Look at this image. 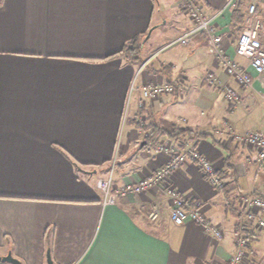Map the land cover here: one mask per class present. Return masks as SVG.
<instances>
[{"label": "crops", "instance_id": "crops-1", "mask_svg": "<svg viewBox=\"0 0 264 264\" xmlns=\"http://www.w3.org/2000/svg\"><path fill=\"white\" fill-rule=\"evenodd\" d=\"M227 2L199 0L207 14L218 13L230 57L248 65L235 44L256 17L264 44V0H249L241 19L234 15L236 1ZM191 25L180 0H0V264H13L1 258L9 252L24 264H47L48 251L54 264L228 260L239 230L237 198L264 190L256 151L235 138L264 130V75L250 67L253 86L241 87L201 37L190 45L172 43ZM134 39L141 60L123 51ZM210 71L240 91L238 103H228L221 83H210ZM133 82L175 83L185 94L143 100L139 92L130 95ZM184 128L209 136L180 146L169 132ZM145 137L151 144L142 148ZM164 143L195 147L217 171L229 173L221 180L233 183L234 202L196 162L171 172L179 193L199 200L223 229L219 241L193 221L176 224L157 189L103 204L97 180L108 176L117 152L127 158L113 176L114 188H122L164 165L158 149ZM155 205L160 216L151 220ZM249 234L250 264H264V230Z\"/></svg>", "mask_w": 264, "mask_h": 264}, {"label": "built area", "instance_id": "built-area-1", "mask_svg": "<svg viewBox=\"0 0 264 264\" xmlns=\"http://www.w3.org/2000/svg\"><path fill=\"white\" fill-rule=\"evenodd\" d=\"M236 0H228L227 6L235 3ZM192 25L187 28L174 42L183 45L194 44L198 37H201L207 46V50L212 55L225 72L233 77L237 83L244 88L253 86L255 75H264V44L262 43L259 32L262 28L260 18H254L251 26L244 28L235 44L236 54L245 57L248 65H242L230 57L224 47V34L218 29L215 20L218 13L207 14L199 0H180ZM250 14H254L253 7L249 9ZM210 83H221L218 76L210 71L208 73ZM223 93L228 103L236 104L240 101V91L229 83H221ZM139 92L142 99L156 100L162 95L183 96L185 89L175 83H155L152 85L138 86L134 82L130 88V95ZM264 97V91L261 93ZM143 104L141 100L140 105ZM139 121L144 123V117L140 116ZM237 140L252 147L256 151L259 170L264 169V130L249 129L244 133L235 135ZM158 149L166 156V161L154 174L141 179L136 183H130L122 188H114L113 171L107 177L99 178L97 186L103 193V204L112 205L119 201V197L124 194H139L156 187L163 192L169 199L170 215L176 224H183L186 221H193L201 225L205 232L216 239L223 237V230L213 224L206 216L202 203L199 200L193 202L184 195H181L171 179V172L178 169L183 164L190 161L196 162L202 169L208 181L215 187L224 188V181L217 175L216 165L199 149L192 147L188 149H178L172 144H161ZM239 212V230L237 233L236 249L225 264H249L250 261V232L254 228L264 229V190L262 193L242 194L237 200ZM149 218L156 220L160 216L158 206L155 205L149 211Z\"/></svg>", "mask_w": 264, "mask_h": 264}, {"label": "trees", "instance_id": "trees-1", "mask_svg": "<svg viewBox=\"0 0 264 264\" xmlns=\"http://www.w3.org/2000/svg\"><path fill=\"white\" fill-rule=\"evenodd\" d=\"M249 0H236L235 6H234V15L236 17H239L240 19L243 18V9L248 3ZM137 39H134L129 45H127L123 51L133 60H141V47ZM170 137H172L180 146H184L186 142H193L197 138H203V137H208L209 133L206 132H198L196 130H193L191 128H184V129H179L177 131H172L169 132ZM149 137H145L147 140V143L142 147L146 148L148 147L150 140L148 139ZM225 166L226 170L231 172L232 178L234 177V173L232 172L231 168V163L227 159L225 160ZM217 175L219 176L220 179H225L229 175L225 170L223 171H217ZM224 188L226 193L231 197L232 196V191L234 190L233 183L231 184L230 182H225L224 183ZM238 195L232 196L231 197V202L237 198ZM234 202V201H233Z\"/></svg>", "mask_w": 264, "mask_h": 264}, {"label": "rangeland", "instance_id": "rangeland-1", "mask_svg": "<svg viewBox=\"0 0 264 264\" xmlns=\"http://www.w3.org/2000/svg\"><path fill=\"white\" fill-rule=\"evenodd\" d=\"M263 92V91H262ZM129 102H130V100H129ZM126 120H127V111H126V115H125V119H124V123H123V125H122V127H121V131H122V133H121V137H120V140L118 141V149H122V134H123V132L125 131L124 129H125V124H126ZM236 138V137H235ZM239 141V140H238ZM240 142V141H239ZM151 144V143H150ZM150 144L148 145V146H150ZM165 144H167L168 145V143H165ZM173 145V144H172ZM174 147H176V148H178L176 145H173ZM178 149H186V148H178ZM126 160H127V158H125V157H122L121 155H119L118 154V152H117V154H116V156L114 157V159H113V161H112V163L109 165L110 166V168H109V173L111 172V171H113V176H114V172H115V170L116 169H118L120 166H121V164H123L124 162H126ZM225 163V162H224ZM215 164V163H214ZM216 165V164H215ZM216 167H217V165H216ZM258 168H259V163H258ZM148 177V176H147ZM171 179H172V177H171ZM173 182V181H172ZM152 189H157L156 187H152ZM159 192H161L159 189H157ZM161 193H163V192H161ZM135 194V193H134ZM164 194V193H163ZM246 194H248V193H246ZM165 195V194H164ZM168 198V197H167ZM237 200H238V198H237ZM237 200H236V203H237ZM168 201H169V199H168ZM117 204V203H116ZM169 206H170V203H169ZM158 209H159V211H160V208H159V206H158ZM161 212V211H160ZM207 216V215H206ZM210 219V218H209ZM239 220H240V217H239ZM210 221H211V219H210ZM212 222V221H211ZM213 223V222H212ZM213 224H215V223H213ZM215 225H217V224H215ZM218 227H220L219 225H217ZM221 228V227H220ZM222 229V228H221ZM256 229H259V228H254V230H256ZM223 230V229H222ZM262 230H264V229H262ZM205 231V230H204ZM210 237L211 238H213V240H216V241H219L220 239H222L223 237H224V231H223V237L222 238H220V239H216V238H214L212 235H210ZM236 241H237V238H236ZM250 245H251V239H250ZM235 249H236V247H235ZM233 254V253H232ZM232 254L230 255V257L232 256ZM229 257V258H230ZM228 258V259H229ZM249 259H250V261H248V263L250 264V262H251V254H250V256H249ZM227 261V260H226ZM225 261V262H226ZM225 264V263H224Z\"/></svg>", "mask_w": 264, "mask_h": 264}, {"label": "water", "instance_id": "water-1", "mask_svg": "<svg viewBox=\"0 0 264 264\" xmlns=\"http://www.w3.org/2000/svg\"><path fill=\"white\" fill-rule=\"evenodd\" d=\"M147 141H143L140 146H143ZM3 260L10 261L13 264H24L20 259L13 256L12 252H9L7 255L1 257ZM47 264H54L50 252L47 253Z\"/></svg>", "mask_w": 264, "mask_h": 264}]
</instances>
